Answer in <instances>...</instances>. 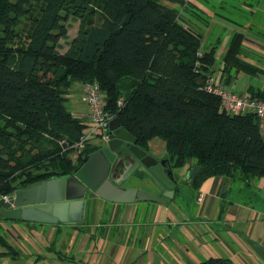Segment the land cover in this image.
Returning <instances> with one entry per match:
<instances>
[{"label":"trees","instance_id":"trees-1","mask_svg":"<svg viewBox=\"0 0 264 264\" xmlns=\"http://www.w3.org/2000/svg\"><path fill=\"white\" fill-rule=\"evenodd\" d=\"M209 19L192 0H0V195L71 174L98 149L73 148L90 122L67 103L72 87L87 83L100 86L107 110L138 146L162 140L174 169L189 166L193 191L213 177L264 179L259 119L222 110L204 89L212 77L230 88L236 75L264 70L243 58L244 32L233 34L216 70L221 42L203 46ZM75 20L79 31L62 52ZM248 93L264 99L260 88Z\"/></svg>","mask_w":264,"mask_h":264},{"label":"crops","instance_id":"crops-1","mask_svg":"<svg viewBox=\"0 0 264 264\" xmlns=\"http://www.w3.org/2000/svg\"><path fill=\"white\" fill-rule=\"evenodd\" d=\"M192 1L208 11L204 0ZM241 5L254 16L263 15L249 19L244 29L252 32L251 36L246 33L247 49L264 55L260 52L264 51V0H241ZM228 44L219 49L222 55ZM245 60L255 65V58ZM249 81L241 73L229 87L249 95ZM75 115L90 122L86 106ZM159 144L166 149L164 142ZM174 170L182 178L183 170ZM139 174L130 188L162 193L138 183L143 180ZM195 192L192 209L183 205L182 193L168 204L135 202L121 207L124 203H113L109 210L103 206L96 214L97 222L93 199L85 223L78 225L0 220V236L6 240L5 244L0 240V264H203L211 259L264 264V179L247 184L239 177H213Z\"/></svg>","mask_w":264,"mask_h":264},{"label":"water","instance_id":"water-1","mask_svg":"<svg viewBox=\"0 0 264 264\" xmlns=\"http://www.w3.org/2000/svg\"><path fill=\"white\" fill-rule=\"evenodd\" d=\"M125 143L129 144L131 155L125 154L117 158L116 152ZM120 161L126 167L119 179H116L114 175ZM136 172L146 173L162 193L122 188V184ZM176 184V173L170 160L167 157L158 160L140 148L137 140L116 118L110 125V139L106 148L90 154L74 170V175L27 186L20 185L9 195L8 200L0 195V216L11 222L84 224L88 192L110 203L168 204L175 198Z\"/></svg>","mask_w":264,"mask_h":264},{"label":"rangeland","instance_id":"rangeland-1","mask_svg":"<svg viewBox=\"0 0 264 264\" xmlns=\"http://www.w3.org/2000/svg\"><path fill=\"white\" fill-rule=\"evenodd\" d=\"M205 2L208 6V12L212 16V19L208 20L210 23V26L207 28H204V45L203 46L205 49L209 48L211 45L216 44V42H221L220 49H223L226 46V44H228L230 42L233 34H235L236 32H244L245 34L248 33V35L251 36L252 32L246 31L244 29V26L249 21V19L255 18V20H259V18L260 19L263 18L262 14L254 16L253 14H250L249 12L245 11L242 8L241 0H222V1L205 0ZM166 4H169V3H166ZM169 5H171V4H169ZM192 21L194 23H197V27H202L204 24V22L201 21V23H200V21H196L194 18H192ZM79 26H80L79 21L75 20V21L69 22L70 28H69L68 39L63 40L61 43V45H62L61 51L62 52H66V50L69 47L68 46L69 43H71L72 40L76 37V35L79 31ZM263 34H264V32H263ZM255 35L258 36L256 31H255ZM263 38H264V36H263ZM220 52H221V50H219V52H218V58H217V61H216L215 67H214L216 70H218L221 66L222 53H220ZM260 52L264 53V51H262V50H260ZM256 54H257L256 52H253L252 50L246 49L244 51L243 58L244 59L255 58V60L252 62L255 63L256 66H258L259 68L264 70V55L263 54H257L256 55ZM248 77H249V79H252V82H251L252 86L251 87H253V88L263 87V89H264V72L259 73L258 76H255V77L250 76V75H248ZM251 83L249 81L248 84H251ZM83 86H84V84H75L72 87L71 92H70L71 97L69 98L67 106H68L69 110H71L74 114H78L79 112L85 111V106L87 108V105L85 104V102L83 100V97H84ZM115 118H117L116 115H115ZM87 130L89 131V129L87 128L85 130V132H87ZM159 143H163V141L159 140V139L154 140V142L151 143L152 147L150 150L152 152H154L158 157L165 158L166 149L163 146L164 144L161 146ZM79 155H80V153H79ZM79 155H77V154L74 155V153H72V155H70V157L75 162L78 163L79 161L77 159L79 158ZM83 162L84 161H82L81 163L79 162L77 166L81 165ZM189 172H190L189 166H186L183 169L182 178L179 179L178 175L176 174L177 184L175 187V191H176L175 196L177 195L176 197L178 198L179 195L183 193V199H184L183 205L186 206V208L189 207L190 209H192L193 205H195L196 200H197V193L195 191H193L190 187H188L186 184V179H187V176L189 175ZM34 173H37V172L34 171ZM61 173H63V171ZM134 178H137V176H134ZM21 181L22 180L18 181V183H20ZM130 183H132V181ZM138 183L146 184L150 188L154 189V187H152L153 185L149 182L148 179L145 181H139ZM178 185H180V186H178ZM181 187H182V190H181ZM155 190H156V188H155ZM91 195L92 194H90V196ZM88 197L89 196H87V198ZM199 199H200V197H199ZM92 203H93V205H95L94 206V208H95L94 212L92 213L93 220L95 222H97V219H98L96 214L99 212L100 209L103 210V206H105L109 210V209L113 208L115 205L113 203L103 202L101 199H97V198H95L92 201ZM116 205H118V204H116ZM125 205H127V204H120L121 207H124ZM90 213H91V211H90ZM93 220L91 219V222H93ZM89 221L90 220H88V222ZM18 227L19 226H17V228ZM78 229H80V228H78ZM91 229H95V228L92 227Z\"/></svg>","mask_w":264,"mask_h":264},{"label":"built area","instance_id":"built-area-1","mask_svg":"<svg viewBox=\"0 0 264 264\" xmlns=\"http://www.w3.org/2000/svg\"><path fill=\"white\" fill-rule=\"evenodd\" d=\"M204 89L209 94L220 98L221 109L231 114H249L252 113L260 121V129L264 134V99L253 98L248 95H239L230 88L219 84L213 77L204 85ZM83 100L87 105L90 116L89 131L80 138L73 148L82 152L86 145L93 143H106L110 139V125L114 121L115 115L107 110L105 96L97 83H87L83 86ZM122 104V102H119ZM8 200L9 195L2 196ZM201 201V198L199 199Z\"/></svg>","mask_w":264,"mask_h":264},{"label":"flooded vegetation","instance_id":"flooded-vegetation-1","mask_svg":"<svg viewBox=\"0 0 264 264\" xmlns=\"http://www.w3.org/2000/svg\"><path fill=\"white\" fill-rule=\"evenodd\" d=\"M128 143H125L122 147H120V149L116 152L117 153V158L118 157H120V156H122V155H125V154H127V155H131V153L129 152V148H128ZM97 147H98V149L97 150H95L94 152H97V151H100V150H102V149H104V148H106L107 147V144L106 143H97ZM140 147V146H139ZM140 148H142V147H140ZM143 150H145L148 154H150V155H152L153 157H155L156 159H158V160H163L164 158L163 157H158L157 155H155V154H153L152 152H151V150H146L145 148H142ZM93 152V153H94ZM92 154V153H91ZM89 156V155H88ZM88 156H86L85 158H84V160L88 157ZM117 160V159H116ZM80 166V165H79ZM78 166V167H79ZM77 167V168H78ZM125 165L122 163V161H120V166H118L117 167V171H116V174L114 175V178H116V179H119V177L122 175V173L124 172V170H125ZM75 170V169H74ZM136 174H138V172H136ZM68 175H70V174H68ZM71 175H74V171H73V173H71ZM66 176V175H65ZM139 176H140V179H143L142 181H145V180H149V182H151L152 183V185H153V187L154 188H156L157 190H158V192L160 191V189L153 183V181L148 177V175L146 174V173H140L139 174ZM133 177H134V175H132L127 181H125L123 184H122V188H130V182H131V180L133 179ZM109 178H111L110 176H109ZM90 194H92L91 196H90ZM86 196H89L88 198H86L87 200H88V207H87V212H88V209L90 208V201L91 200H93V199H95V197H97L95 194H93V193H90V192H88L87 193V195Z\"/></svg>","mask_w":264,"mask_h":264}]
</instances>
